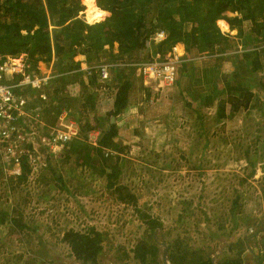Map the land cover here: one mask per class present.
Here are the masks:
<instances>
[{
  "label": "rangeland",
  "instance_id": "1",
  "mask_svg": "<svg viewBox=\"0 0 264 264\" xmlns=\"http://www.w3.org/2000/svg\"><path fill=\"white\" fill-rule=\"evenodd\" d=\"M81 2L86 9L87 3ZM84 10L79 16L87 21ZM59 64L60 60L55 57L56 70ZM41 70L47 71L43 66ZM48 85L44 89L46 94ZM77 93L80 95L81 90L71 85L70 95L79 97ZM76 102L77 107L70 111L69 117L78 121L76 117L83 110L80 101ZM205 118L207 124L202 129L167 119V127L157 124L155 130L151 127L144 132L139 149L131 151V143L128 144V155L124 152L129 158L123 166L127 175L124 183L138 196L137 207L142 215H151L163 222L159 240L173 243L181 237L192 248L203 249L211 256L216 254L218 260L228 253L231 237L227 238L226 232L213 231L216 223L211 225V222H216L217 217L226 216L229 229L239 224L238 228H243L242 237L264 226V128L246 126L244 120L221 123L216 129L212 127L211 117ZM119 131L122 136L120 127ZM196 139L198 143L194 142ZM45 153V164L38 173L33 177L28 175L15 189L11 188L13 183H9L8 177L0 174V219H4L0 222V264L76 262L62 240L63 233L69 228L85 231L92 225L108 237L100 255L101 264H122L116 261L120 247L125 246L127 250L134 247L146 229L136 206L117 200L110 193L106 176L80 165L76 157L71 156L65 163L64 152ZM249 159L255 160L256 172L243 180L251 169ZM195 167L201 170L197 173ZM54 173L60 174L62 180L57 176L53 179ZM40 177L44 180H39ZM235 199H238V211L233 215ZM17 207L23 212V222L29 229L13 227L12 209ZM5 211L8 217L2 214ZM180 211L185 217L181 222L177 220ZM206 216L209 223L203 221ZM32 255H36V261ZM128 261L140 264L136 259Z\"/></svg>",
  "mask_w": 264,
  "mask_h": 264
},
{
  "label": "trees",
  "instance_id": "2",
  "mask_svg": "<svg viewBox=\"0 0 264 264\" xmlns=\"http://www.w3.org/2000/svg\"><path fill=\"white\" fill-rule=\"evenodd\" d=\"M84 2L87 3L86 9L81 0H0V54H25L31 68L39 73L38 63L46 62L50 65L53 57L60 60L57 75L48 85L47 99L35 94H39V91L28 88L26 92L30 101L32 98L31 102L36 103L42 112L46 127L54 126L58 122L63 108H76V101H80L83 111L79 112L76 119L80 123L81 136L68 144L64 151V162L75 155L82 166L94 170L99 165L105 171L109 169L105 175L110 193L117 200L136 206L138 196L127 183H121L124 166L122 158L120 155L105 154L106 148L119 151L130 149V145L118 147L120 131L117 121H112V116L117 119L130 103L134 88L133 68L124 66L117 71L115 67L112 78L107 81L101 80L99 75L93 72L88 75L87 85L81 61L75 57L83 54L85 61L91 65L104 61L115 63L119 60L132 62L149 59L151 37L160 29L165 30L167 36L155 43L156 51L167 53L177 43H184L187 50L197 48L200 51H212L215 45L227 39V35L222 33L217 24L219 19L228 20L231 26L235 20L237 22L245 19H251L254 24L259 25V20L264 19V0H97V5L94 0V16L88 13L91 9L89 0ZM83 10L89 23L79 16ZM109 11L110 15L107 16ZM231 11H237L241 16L231 17L228 15ZM227 27L226 25L224 29ZM116 43L118 51H115ZM115 80L118 84L115 86L114 108L106 113L96 111L97 93L90 88L95 84L96 87L110 86ZM75 83H78L81 89L79 97L70 95V86ZM260 87L264 89V81ZM248 95L251 97L252 93ZM243 106H250L249 97L233 102L235 112ZM97 127L100 129V136L98 145L94 146L88 141V132ZM249 163L251 169L243 180L253 177L256 172L255 160L249 159ZM23 166V174L18 179L8 177L9 183H13V189L17 188L31 171L26 160ZM50 168L52 172L55 171ZM55 176L62 180L60 174L54 173L52 178ZM39 180L44 179L40 177ZM237 206L238 199H235L232 206L233 215L238 211ZM135 208L146 224L145 233L137 239L131 249L127 250L125 246H121L116 261L129 264L128 260L132 258L140 264H162L161 249L154 238V231L157 228L162 229L163 222L160 218L142 215L140 208ZM2 214L8 217V211ZM3 220L0 219L1 222ZM11 223L14 228H30L23 222V212L18 207L12 209ZM238 226L239 224H235L233 229ZM261 231H264V226L260 228L259 232ZM62 240L69 246L70 256L74 257L76 262L101 264L100 255L108 237L106 232L92 225L85 231L66 229ZM258 241L261 243L263 238ZM245 243L246 238L228 243V253L222 255L217 264H244L240 248L244 247ZM169 258L172 264H214L211 255L206 254L203 249L192 248L181 237H177L173 243L169 242ZM260 258V264H264V247L261 249ZM32 259L36 261V255H32ZM40 264L54 262L46 261Z\"/></svg>",
  "mask_w": 264,
  "mask_h": 264
},
{
  "label": "crops",
  "instance_id": "3",
  "mask_svg": "<svg viewBox=\"0 0 264 264\" xmlns=\"http://www.w3.org/2000/svg\"><path fill=\"white\" fill-rule=\"evenodd\" d=\"M228 15L231 17L241 16L237 11L228 12ZM220 21L222 22L220 23ZM217 24L220 26L222 33L227 35V39L221 44L215 45L212 51L208 49L200 51L197 48L187 50L184 43H177L173 47L183 55L184 61L179 68L176 83L168 90L155 89L137 74L133 66H130L133 68L132 78L134 83L130 103L117 119L112 116V121H117L123 131L122 136L120 135L117 141L118 147L131 143V151L136 148L139 149L144 132L151 127L152 130H155L157 124L167 127V119L189 123L190 127L197 129L206 126L205 117H211V124H214L212 127L216 129L221 123L235 124L244 120L246 126L264 128V89L260 87L262 81H264V19L259 20V25L254 24L251 19L237 22L235 20L233 26L228 20L219 19ZM226 25L228 27L224 29L222 26L225 27ZM149 45L150 53L155 52V42ZM115 46H117L116 51H118V44L116 43ZM78 55L79 57L76 60L81 61L82 70L87 65H91L85 61L83 54ZM54 59L55 57H53L50 65L41 62V68L43 66L47 71L57 72L53 65ZM121 67L124 66H117V71L121 70ZM85 80L88 85L89 78L86 73ZM117 84L118 81L115 80L111 82L110 86L98 85L96 87L95 84L94 87L90 88L97 93L96 111L106 113L114 108L115 86ZM73 85L76 90H81L78 83ZM248 93H252V96L250 97ZM77 95L79 94L77 93ZM248 97L250 98V106L247 108L243 106L235 112L233 102ZM73 109L74 107L63 108L61 114H65L67 119H70L72 115L70 111ZM76 122L80 126L79 121ZM88 134L97 136L99 139L100 129L98 127L94 128ZM201 136H203V132ZM152 138L159 139L158 136ZM194 142L198 143L199 141L196 139ZM106 150L112 151L109 155H120L125 166L126 160L129 159L127 155L130 149L119 151L114 148H106ZM72 156L75 157V155ZM70 158H67V162L70 161ZM85 167L98 175H105V172L109 171V169L103 170L99 165L94 170ZM164 170L175 171L172 169ZM194 170L198 173L201 169L195 167ZM178 172L183 171L179 170ZM126 179V171L123 170L121 183L126 184L124 183ZM177 218L178 221H183L185 219L184 213L180 211ZM203 221L209 223L208 216ZM204 222H202V226H204ZM214 223L216 224L213 231L219 234L226 232V237H231L228 239L229 242L246 238V243L242 248L243 251H241L243 257L248 253L250 254L249 247H257L258 239L263 238L264 240L263 231H261L248 241L247 238L251 234L242 237L243 228L229 229L226 216L217 217L216 222H211V225ZM259 247L260 250L263 248ZM251 262L256 264L255 257L252 255Z\"/></svg>",
  "mask_w": 264,
  "mask_h": 264
},
{
  "label": "built area",
  "instance_id": "4",
  "mask_svg": "<svg viewBox=\"0 0 264 264\" xmlns=\"http://www.w3.org/2000/svg\"><path fill=\"white\" fill-rule=\"evenodd\" d=\"M166 36V31L160 29L151 37L150 43H158ZM183 61V55L172 49L167 53L152 52L149 59L115 63L104 61L83 69L86 75L96 72L101 80L107 81L112 78L115 67L133 66L145 82L164 91L176 83ZM37 68L40 73L31 68L25 54H0V169L12 179H18L23 174L25 160L30 166L29 175L35 176L45 164V152L61 154L70 141L80 136V126L76 120L67 119L65 114L60 115L56 125L45 126L41 111L37 105H33L32 98L30 101L26 90L39 91L37 95L47 99L44 89L57 73L42 71L39 63ZM88 141L94 146L98 145L97 136L88 134ZM110 152L107 150L106 155Z\"/></svg>",
  "mask_w": 264,
  "mask_h": 264
},
{
  "label": "water",
  "instance_id": "5",
  "mask_svg": "<svg viewBox=\"0 0 264 264\" xmlns=\"http://www.w3.org/2000/svg\"><path fill=\"white\" fill-rule=\"evenodd\" d=\"M260 228H261V225L258 226V228L256 229V231L254 233H252L247 238V240L249 241L252 237H254V235L258 234ZM158 232H159V228L155 229V231H154V238L156 239V242L158 243V245L162 246V250H161L162 264H172L171 261H170V258H169V243L166 242V241L159 240V238H158ZM260 246L261 247H264V240L261 242V245ZM249 252H250V254L248 253V255H245L244 256V260H245L244 261V264H253L251 262V255L253 257H255L256 264H260L261 263V258H260L261 250H260V247H255V248L249 247ZM212 260H213V263L214 264H217L216 254H214L212 256ZM65 264H82V263H80V262H69V261H66Z\"/></svg>",
  "mask_w": 264,
  "mask_h": 264
},
{
  "label": "bare ground",
  "instance_id": "6",
  "mask_svg": "<svg viewBox=\"0 0 264 264\" xmlns=\"http://www.w3.org/2000/svg\"><path fill=\"white\" fill-rule=\"evenodd\" d=\"M90 4H91V9L89 10V15L94 16L96 14V6L94 3V0H89Z\"/></svg>",
  "mask_w": 264,
  "mask_h": 264
},
{
  "label": "flooded vegetation",
  "instance_id": "7",
  "mask_svg": "<svg viewBox=\"0 0 264 264\" xmlns=\"http://www.w3.org/2000/svg\"><path fill=\"white\" fill-rule=\"evenodd\" d=\"M259 243H260V241H258ZM260 245H261V243H260Z\"/></svg>",
  "mask_w": 264,
  "mask_h": 264
}]
</instances>
